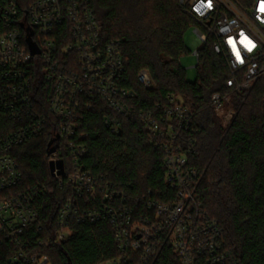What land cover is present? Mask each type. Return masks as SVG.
Wrapping results in <instances>:
<instances>
[{"label": "built area", "instance_id": "1", "mask_svg": "<svg viewBox=\"0 0 264 264\" xmlns=\"http://www.w3.org/2000/svg\"><path fill=\"white\" fill-rule=\"evenodd\" d=\"M178 4L194 22L197 62L198 50L210 40L225 66V91L213 93L209 107L226 130L235 116L233 96L264 80V0ZM123 74L120 42H103L90 0H0V248L9 250L8 264H50L39 251L47 248V238L36 236L42 230L35 204L46 188L21 190L13 157L16 147L47 130L54 148L47 156V167L53 164L49 178L66 193L53 242L66 241L72 225L105 223L117 255L97 264H156L165 252L177 264H238L220 224L197 195L204 173L190 164L194 112L172 95L138 111L132 105L135 91L121 86ZM136 81L154 88L144 69ZM41 93L48 94L45 106ZM94 98L107 109L102 124L111 134L120 133L123 119L142 122L163 153L164 190L130 196L121 185L84 169L88 148L80 124Z\"/></svg>", "mask_w": 264, "mask_h": 264}, {"label": "trees", "instance_id": "2", "mask_svg": "<svg viewBox=\"0 0 264 264\" xmlns=\"http://www.w3.org/2000/svg\"><path fill=\"white\" fill-rule=\"evenodd\" d=\"M90 3L103 42H120L124 64L121 86L137 94L133 107L145 112L172 95L194 112L195 152L190 164L204 173L197 188L199 201L220 224L238 264H264V80H258L249 92L233 96L235 116L224 131L209 100L213 93L225 91V66L208 40L198 50L195 80H186L178 60L187 52L184 35L194 22L178 0ZM142 69L154 83L152 90L137 84L136 74ZM47 98V93H41L44 106ZM90 101L92 109L84 112L80 124L88 148L84 169L121 185L130 196L164 190L163 153L151 143L142 122L123 119L120 133L111 134L102 124L105 105L95 98ZM50 140L47 130L13 151L22 174L21 190L46 188L35 204L39 213L36 224L43 231L36 236L47 238L48 243L39 251L50 264H97L115 257L111 230L105 223L72 225L66 241L53 242L55 217L66 193L49 178L46 151ZM61 157L66 159L63 154ZM9 256L7 248H0V264H8ZM156 264L177 261L165 252Z\"/></svg>", "mask_w": 264, "mask_h": 264}, {"label": "rangeland", "instance_id": "3", "mask_svg": "<svg viewBox=\"0 0 264 264\" xmlns=\"http://www.w3.org/2000/svg\"><path fill=\"white\" fill-rule=\"evenodd\" d=\"M184 42H185V48L186 53L182 54L179 58V64L182 69L185 70V78L188 82H192L196 78V69L195 66L197 64L196 58L192 55V51L194 50V42H195V36L193 34L192 27L189 28L185 35H184ZM222 121H220V124ZM224 131H227V129H223Z\"/></svg>", "mask_w": 264, "mask_h": 264}, {"label": "water", "instance_id": "4", "mask_svg": "<svg viewBox=\"0 0 264 264\" xmlns=\"http://www.w3.org/2000/svg\"><path fill=\"white\" fill-rule=\"evenodd\" d=\"M30 35L31 34H28L27 35L26 42H27V45H28L31 53L34 54L36 52V49H35L34 45L30 42V39H29ZM51 143H52V141H50L48 143V146H47V151H46V155L47 156H49L54 151V148H51L50 147ZM48 166H49L48 167L49 168V172L52 173V171H53V164H52V162H49Z\"/></svg>", "mask_w": 264, "mask_h": 264}]
</instances>
